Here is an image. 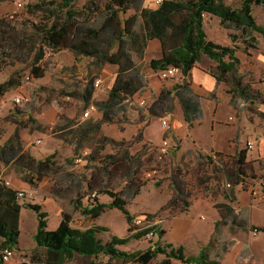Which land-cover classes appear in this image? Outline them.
<instances>
[{
	"label": "trees",
	"instance_id": "1",
	"mask_svg": "<svg viewBox=\"0 0 264 264\" xmlns=\"http://www.w3.org/2000/svg\"><path fill=\"white\" fill-rule=\"evenodd\" d=\"M78 1L80 0H40L36 5H28V14L34 16L37 21L27 24L22 22L18 25L0 19L1 56L4 59H16L19 65L35 67L41 64L47 49H51L68 51L75 61L86 58L97 64L116 67L118 72L109 89L107 101L93 99L96 90L94 81L97 78L88 82L85 90L76 95L82 102L87 103V106L94 102L98 108H102L108 121L113 115L125 118L129 112L147 107L131 106L129 102L140 100L141 97L136 95L146 88L144 74L137 59L142 60L145 57L148 43L152 40L160 41L161 57L151 60V69L160 72L174 67L179 70V76L185 79L190 76L202 57L207 56L217 63V73L212 72L217 82L235 86L233 92L228 91L232 102L236 103L240 101L239 98L248 97L244 90L235 82L231 83L227 76L235 73L240 63L237 57L240 50L238 42L241 41L244 48L248 49L254 46L253 33H259L264 38V27L260 26L253 16L254 6L264 9V0H240L241 5L236 9L227 6L224 0H163L162 4L154 9L145 7V0H86V5L77 10L75 4ZM206 15L219 18L221 28L226 31L238 33L228 34L231 46H223L209 40L204 29ZM29 47H33L35 51L30 53ZM24 80L21 70L15 71L0 84V97L21 87ZM175 95L187 120L201 117L198 101L191 95L187 85L179 84L172 91L163 90L149 107V114L158 118L172 114ZM104 140L105 138L102 142ZM145 147L153 152L152 158L166 162V168L172 164V157L178 149L171 147L169 157L165 158L161 156L160 148L153 147L150 143ZM245 153L242 151L240 154L242 162L246 157ZM56 156L55 153L38 160L26 153L20 141L0 145V160L17 167L25 182L31 185L34 183L30 175L37 178L59 175ZM128 158L125 157L123 163H127ZM102 174L109 179L114 178L113 171L102 169L91 177L90 183L98 181ZM184 176L185 173L180 169H171L170 178L175 194L166 208H175L180 203H185V198L190 196L186 192L187 189L181 187L185 183L181 181ZM67 177L72 184H82L73 175L67 174ZM137 181L130 179L126 182L122 191L126 197L110 189V184H101L95 189L89 184L88 189L92 190V194L96 192V195L89 199L90 207L84 209L77 205L83 198L82 192H77L75 204L82 215L98 219L107 209H117L125 216L129 226L128 233L133 234L124 238L112 236L110 241L104 242L99 235L107 232L106 228L92 226L86 230L75 229L71 226L73 215L67 211L62 213L59 227L49 230L48 213L43 211V206L36 203L21 204V200H26L27 197L18 198L20 190L7 186L5 181L0 180V251L3 253L6 249L19 250L21 211L22 208H27L36 213L38 218L37 232L34 235L37 252L24 264H70L77 257L92 259L100 256L127 263L152 264L159 255L165 256L159 264H172V260H179L183 264H220L219 257L210 255L213 239L198 256L187 257L184 248L161 244L160 240L165 231L158 224L144 229L136 228L134 220L137 217L128 211L127 206L141 193L142 186L137 185ZM156 186H159L158 183ZM99 195H107L111 202L101 203ZM188 206L189 203H186L185 208L180 209L184 211ZM178 209L176 207V210ZM145 216V223H148L155 221L158 214ZM151 233L158 237V241L145 251L128 252L119 248L128 245L132 240H141Z\"/></svg>",
	"mask_w": 264,
	"mask_h": 264
},
{
	"label": "crops",
	"instance_id": "2",
	"mask_svg": "<svg viewBox=\"0 0 264 264\" xmlns=\"http://www.w3.org/2000/svg\"><path fill=\"white\" fill-rule=\"evenodd\" d=\"M146 3L149 5L148 8L154 7L153 0H148ZM207 23H210V28L214 27V30L218 32L224 31L228 37L227 31L220 26L219 18L206 15L204 29ZM210 37H212L211 40L214 43L220 44L213 34ZM227 40L228 42L223 46L232 45L228 38ZM64 52L68 55V62L56 61L57 63H55L56 65L52 70V75L55 77L53 83L55 87L40 90L41 95L48 94V92L56 94L60 92L64 84L71 87L67 91L68 96H66L69 103L62 102L57 104L56 109L51 108L48 112L43 110L41 112V116L44 115L45 117V122H51L58 125V127L63 126V124L66 125L82 115L80 110L83 102L76 95L78 96L80 92L85 90L88 82L100 77L103 79V84L110 82L108 88L111 89L118 72L116 67L97 64L91 59L84 58L75 61L70 52ZM150 52L154 53V59L161 57V43L159 40H152L148 43L146 54ZM60 53L55 55L57 60L60 59ZM90 62H93V64L89 65ZM216 68V62L207 56H203L191 71L190 76L185 79L179 76L174 80H161L159 72L155 70L144 75L146 92L140 97L147 101V105L151 95L160 94L163 90L172 91L177 84L187 85L191 95L198 101L197 106L201 114L200 118L192 119V121L187 120L178 100L176 107L179 114L175 113L176 110H174L172 114L163 117L171 118V125L175 128L172 131L174 142L171 146L178 147L172 157V164L169 165L170 169H167V173H169V170L171 172L172 168L180 169L181 172L185 173V178L181 179L185 183L181 186L187 189L186 192L190 196L188 197L189 206L186 210L182 211L179 208L173 215L170 214L169 209L163 212L166 216V221L163 222L162 226L165 235L160 242L162 245L170 244L175 248L182 247L187 257H196L213 239L210 255L214 258L219 257L220 264H264V191L255 190L249 183L250 172L254 171L256 165L264 162V115L257 112L256 114L253 113L244 105V102H232L231 97L226 92V84L218 83L212 75L213 70ZM8 78H4L2 83ZM13 91L14 96L17 94L27 96L23 86ZM13 91L8 92L4 97H0V103L3 104L0 128L4 127V121L1 119L14 107L11 97L9 98V93H13ZM99 92L100 90H95L93 99L107 101L108 92L101 95ZM138 95L136 96L138 97ZM43 103L49 104L45 98ZM224 109L227 110V113L222 115ZM28 112L26 111L27 115H29ZM222 116L225 117L224 120H219ZM153 118L155 117L149 113L146 117L139 116L135 111L129 112L125 118H121L127 120L126 124L132 125L130 139H135L139 129L142 132L141 138L131 144V155L139 154V149L144 148V145L146 146L148 143L161 150L162 142H156L152 137L145 134ZM109 126L108 120L104 117V110L98 108L83 125L75 127L79 128L78 131L49 139L50 142L46 145L47 148L44 151L33 153L32 149H29L32 139H28L25 135L23 138L26 141L23 143V147L25 151H28L38 160H43L55 153L57 154L56 157L60 159L71 158V155L76 151H85V154H87L104 137L113 139L115 142L126 139V137L120 135H113ZM37 138L39 136H36ZM164 139L166 140L165 133ZM37 142H40L39 144L43 146L45 141L39 139ZM87 142L92 143V145L87 146ZM248 142L254 143L253 149L247 148ZM242 151L246 152L243 162L240 157ZM145 154L151 156L153 152L148 149ZM95 174L92 173L89 179ZM75 179L78 178L75 177ZM112 181V178L109 179L102 174L96 182L97 185H111ZM69 185L74 191H78L84 186L83 182L82 185L72 183ZM11 186L25 192L31 190L30 184L26 182H21V184L13 182ZM174 194L173 187L171 195L174 197ZM95 195L96 192L91 196L94 197ZM82 196L80 204L77 205H80V209L90 207L88 196ZM102 196L108 197L107 195H99L98 198L101 203L109 204L111 202L109 197L107 202H103ZM143 196L144 188L142 187L141 193L134 199L133 205L137 202L141 203ZM170 199L172 198H166L167 203L164 201L162 206L168 204ZM75 200L71 212L60 207L53 209L58 214L55 227H59L64 211L73 215L71 223L73 228L86 230L92 227L85 224L88 223L86 218L90 217L81 214L80 209L76 208ZM130 204L131 202H129L127 209L137 218L146 212L156 214L158 210L145 211V208L149 207H140L136 211H132L129 208ZM108 211H113L121 217L123 215L117 209H107L106 212ZM125 221L127 223L126 218ZM128 227L127 223V230ZM256 228L260 230V233L255 236L252 234V230ZM164 259L165 256L160 262ZM172 264L183 263L179 260H172Z\"/></svg>",
	"mask_w": 264,
	"mask_h": 264
},
{
	"label": "rangeland",
	"instance_id": "3",
	"mask_svg": "<svg viewBox=\"0 0 264 264\" xmlns=\"http://www.w3.org/2000/svg\"><path fill=\"white\" fill-rule=\"evenodd\" d=\"M39 1L40 0H2L0 1V19H4L7 22L12 21V23H17L18 25L22 22H26L27 24L37 21L34 16L28 14L27 6L36 5ZM147 1L145 0L144 6L148 8L149 5L146 3ZM86 3V0H80L75 4V8L77 10L81 9L86 5ZM224 3L234 9L239 8L241 5L240 0H224ZM154 8L155 6L151 9ZM253 16L257 23L264 27V9L261 6H254ZM210 26V23H207L205 28L207 34H210L208 36L209 39L211 40L212 37L210 36L213 34V36L218 40V43L225 45L228 42L227 38L229 39V37L226 36L224 31L218 32L214 30V27L210 28ZM227 33H234L238 35V33L234 31H227ZM253 37L255 38L253 48L245 49L242 42H238L240 50L237 53V57L240 59V63L238 64L235 73L228 75L227 77L231 83L235 82L238 84L240 89H243L245 94H247V98H239L240 102H244V105L247 106L253 113L256 114L257 112L264 115V38L259 33H253ZM28 51L33 53L35 49L33 47H29ZM60 52L61 51L47 49L41 64L34 67L31 65H19L16 59H4L1 56L0 51V83H2L4 78L11 76L15 71L21 70L23 77L30 78L29 82L23 81L22 86L26 95L32 99V102L29 105L23 107L14 106L13 104L14 107L10 109L4 118L1 119L4 121V127L0 128V145H9L12 142L17 143L19 141L23 145L26 141L23 138L25 135L28 139H32L29 149H32L33 153H38V151H44L47 148L46 145L51 139L78 131L77 129L79 128H75L77 118L75 120H71L70 123H67L66 125L63 124V126L58 127V125L52 124L51 122H45L44 115L41 116L42 110L48 112L51 108L56 109L57 104H61L62 102L67 104L68 102L66 96H68L67 91L71 87L67 84L63 85L59 93L51 94V92H48V94L44 93L42 95L40 93V90L43 88L55 87L53 85L55 77L52 75V70L56 65L55 63H57L56 61H60L62 63L68 62V55L66 52L62 51V54ZM58 53H60L59 60L55 58V55ZM154 58V53L150 52L149 54H145V57L142 60L137 59L138 66L144 75L154 71L150 67V62ZM90 64L92 65L93 62H90L89 65ZM213 72L217 73V69H214ZM94 79H92V81ZM174 79L176 78L169 80ZM61 81L65 82V80L62 79ZM109 86L110 82L103 84L99 92L100 95L109 92ZM226 86L227 94L228 91L233 92L235 89V86ZM145 92L146 90H143L139 93L138 97L142 96ZM228 95L231 97L230 94ZM13 96L14 91L13 93H9L11 101ZM158 96L159 94L151 95L147 107L139 109L136 113L139 116L147 117L149 107ZM44 98L48 100L49 104L43 103ZM178 100V97L175 95L174 110H176L175 113L177 114H179L176 107ZM95 101L103 100L96 99ZM86 107L87 103L83 102L80 113H82ZM26 111H29V115L26 114ZM226 113L227 110L224 109L221 114L225 115ZM224 118L225 117L222 116L219 120H224ZM168 119L172 121L171 118ZM227 119L228 117L226 120ZM108 122L110 125V132L113 135H120L122 137H126V139L120 142H115L113 139L104 137V142H102L103 138L100 139V143L97 144L93 150L88 151L87 154H85V151H76L71 155V158L60 159L56 157L55 161L58 169H60L59 175L53 174L45 178H37V176L30 175V179L34 184H30L31 190L29 189V192H26L27 198L26 200H21V204L36 203L42 205L43 210L48 212L47 223L49 230L57 228L55 227V223L57 222L58 214L57 211L53 209H58L60 207L63 210L71 212L73 208V201L76 199V195L79 190L82 192V195L88 196V200L92 198V190L88 189V185L91 184V187L95 189L96 187H100L101 184L97 185L96 180L90 183V175L92 173H97L102 169H108L109 171L114 172V178L111 185H109V188L120 193L123 197H126V195L122 193L123 189H125L126 181L130 179H133L134 181L138 180L136 182L137 185L144 188V196L141 198L143 201L141 200V203L137 202V204L133 205V200L131 201L129 208L132 211H136V209L140 207H149L145 208V211H155L158 209L156 213L158 214L156 219L159 222L158 226L162 227L163 222L166 221V216L163 214L165 210L169 209L170 214L173 215L176 211V207L184 209L186 203H189V199L185 198V203H180L179 206L177 205L175 208L174 206L166 208L165 206H167V204L162 206L166 198H173L171 195L173 191V183L170 178V170L169 173H167V169H170V167H165L166 162L164 163L159 159L156 160V158L147 156L145 154L147 151L145 145L144 148L141 147L139 149V154H130L131 144L137 139H140L142 136L141 129H139V133L136 135L135 139H130L129 136L130 133H132V125L126 124V119L122 120L119 116L113 115V118ZM151 122L152 123L147 127L145 134L152 137L156 140V142L163 143L165 140V133L166 140L170 142V144H173L174 140L172 138V131L175 129L174 126H172L170 131L166 132L162 129L161 118L155 117L151 120ZM62 131H64V134L60 133ZM36 136H39V138L36 139ZM39 139H44L45 142L43 146L37 142ZM90 145H92V143L87 142V146ZM26 153L29 152L26 151ZM125 157H129L127 162L128 164L123 163V159ZM76 160H80V162H76ZM67 174L73 175L83 182V188L78 191H74L69 185L70 181L67 180ZM249 178V183L255 190L264 191V162L256 165L254 171L250 172ZM0 180L9 182L11 185H13V182L17 184L25 182L24 177L20 174L17 167L14 165H8L1 160ZM156 183H158L159 186H156ZM102 200L103 202H107L108 197L102 196ZM145 214L150 213L146 212L138 218L145 221ZM123 218V215L121 217L113 211H108L98 219L86 218L88 223L85 224L106 228L107 232H102L99 237L104 242H107L110 241L112 236L124 238L133 234L128 233L127 223L125 218ZM37 227V214L27 208H22L20 218L19 250H14L11 260L7 263L2 260V251H0V264H24L28 262L31 255L37 252L36 243L34 241V235L37 232ZM1 241L2 240L0 239V244ZM157 241V236L149 235L141 240H132L128 245L119 248L128 252L145 251L149 247L153 246ZM162 258L163 255H159L152 264H159ZM91 263L128 264L122 260H113L106 256H100L92 259L77 257L75 261L70 264Z\"/></svg>",
	"mask_w": 264,
	"mask_h": 264
},
{
	"label": "built area",
	"instance_id": "4",
	"mask_svg": "<svg viewBox=\"0 0 264 264\" xmlns=\"http://www.w3.org/2000/svg\"><path fill=\"white\" fill-rule=\"evenodd\" d=\"M163 2V0H155L153 1L154 6H159L161 5ZM159 77L161 80H169L172 78H178L179 77V70L174 68V67H168L165 70H162L159 72ZM26 82L30 81L29 77H25ZM103 85V79L102 78H97L94 81V86L96 88V90H100L101 87ZM31 102V98L28 96H23L21 94H17L12 98V103L14 104V106H25L28 103ZM129 105L131 106H137V107H145L147 105V101L145 99H140L137 102L135 101H131L129 102ZM98 110V106L92 102L90 103L85 110L82 112V115L77 119V124L76 126H81L83 125L91 116L94 112H96ZM3 113V105L0 103V116ZM75 126V127H76ZM162 128L164 129V131L168 132L172 129V125L171 122L168 118H162ZM62 133H64V131H62ZM40 143V142H39ZM171 144L170 142H168L167 140H164L161 146V156L167 158L170 155V149H171ZM247 148L248 149H253L254 148V143L252 142H248L247 143ZM76 162H80V160H76ZM7 186H11V184L9 182H6ZM27 197L26 193L22 190H20V193L18 195V198H24ZM146 218V217H145ZM159 222L157 220L153 221V222H148L145 223V221H142L140 218H136L134 220V225L136 226V228L138 229H144V228H149L152 227L154 225H157ZM137 231V230H136ZM134 231V233L136 232ZM260 233L259 229H253L252 230V234L253 235H258ZM150 235L153 236V233H151ZM149 236V235H148ZM14 254V251L10 250V249H6L5 251H3L2 253V260L7 263L8 261L11 260L12 256Z\"/></svg>",
	"mask_w": 264,
	"mask_h": 264
}]
</instances>
